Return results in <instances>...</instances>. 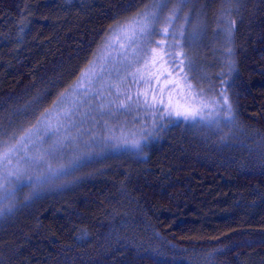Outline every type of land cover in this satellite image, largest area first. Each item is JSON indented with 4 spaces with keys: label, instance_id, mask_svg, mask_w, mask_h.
Wrapping results in <instances>:
<instances>
[{
    "label": "trees",
    "instance_id": "trees-1",
    "mask_svg": "<svg viewBox=\"0 0 264 264\" xmlns=\"http://www.w3.org/2000/svg\"><path fill=\"white\" fill-rule=\"evenodd\" d=\"M153 3L0 0V139L37 126L110 30ZM198 7L204 79L192 81L222 89L234 123L169 118L142 153H96L24 187L0 218V264H264V0L185 8Z\"/></svg>",
    "mask_w": 264,
    "mask_h": 264
},
{
    "label": "rangeland",
    "instance_id": "rangeland-1",
    "mask_svg": "<svg viewBox=\"0 0 264 264\" xmlns=\"http://www.w3.org/2000/svg\"><path fill=\"white\" fill-rule=\"evenodd\" d=\"M176 5V0H171L168 9L164 11L161 17V22L154 26L157 34L150 37L153 43L149 45V48L155 47L156 42H162L165 46L173 45L168 50L173 53L179 52L182 54L177 58L176 63L179 67H183L184 72L179 73L178 70L173 71L170 63L165 62L168 59L165 57V61L158 62L156 66H152L150 63L148 64L145 80H150V84H138L135 82L133 76L127 74H124L125 79L123 80H117L115 73L110 78L106 77V84L111 83L117 85L118 94L116 88L105 89L103 95H94L96 92L95 87L90 89L88 103L79 107V110L72 117L71 123L65 121L68 135V139L65 141L66 149L62 156L54 162L55 166L64 165L68 167L78 157L89 153V146L91 147V152L85 160L92 159L96 153H100L103 150L102 146L105 142L103 138L106 136H112L114 142H122L123 139H141L142 135L148 133L152 135L159 125L169 119L164 111L168 107L182 110L188 106L198 107L206 104L208 107L205 111H208L222 104V97L226 98L230 104L227 95L222 89L219 90L218 95L213 93L207 94L204 89L196 87L192 81L194 78L204 79V69H201V66L205 55L203 32L206 27V17L201 8L198 7L194 11L191 8H183L182 13H180L181 19L173 22L172 27L177 30L175 39L171 36L172 28H169L168 36L160 35L165 27H169L166 23V18L171 15V10ZM184 16H189L194 22L199 24L197 29L199 35L191 43L179 35L181 26L185 29V36H188L192 31V27L184 23ZM137 17L133 16L123 20L110 30L95 53L91 63L84 69L70 89L63 93L58 102L46 112L52 113V124H56V117L63 115L73 100L83 101L86 99L82 94V90L85 87H89V85L82 81V77L85 72L93 68V65L96 66L97 70L102 65L111 69L113 66L121 67L127 63V60H139L140 63L135 64L131 71L135 72L136 68L143 69L144 60H150V57H142L141 54L137 53L135 44L129 47L127 39V26ZM121 28L125 29V31L122 32ZM177 43L180 47H175ZM125 57H127V60H125ZM180 60H183V64H180ZM193 62V65H198L200 70L191 73L193 71ZM170 71H173V75L168 77L167 73ZM154 76L159 77V80L153 79L152 77ZM166 77L171 81V84L165 83ZM188 85H191V88ZM78 86H80L79 89ZM74 89L78 90L74 91ZM138 94L139 99L137 98ZM125 96H131L133 99L131 101L124 100ZM153 96L156 97L155 100H153ZM121 100H124L128 107L118 109ZM145 100H147V105L145 104ZM72 123L76 126L72 127ZM66 129H61V132L64 133ZM24 133L20 136L24 135ZM133 134L135 135L133 136ZM76 135L78 136L75 138ZM93 137L96 139L95 144L92 143ZM119 150L104 148L102 152L107 153ZM71 170L69 169V171ZM30 174L38 175L39 170L30 172Z\"/></svg>",
    "mask_w": 264,
    "mask_h": 264
},
{
    "label": "snow or ice",
    "instance_id": "snow-or-ice-1",
    "mask_svg": "<svg viewBox=\"0 0 264 264\" xmlns=\"http://www.w3.org/2000/svg\"><path fill=\"white\" fill-rule=\"evenodd\" d=\"M190 2L191 0H177L176 7L171 10V15L166 18V23L169 27H165L160 35L168 36L169 28H172L171 36L173 39L176 38L177 30L172 27L173 22L181 19L180 13H182L183 8ZM170 3L171 0H154L150 8L140 13L138 17L127 26L129 47L135 44L137 53L141 54L142 57H150V60H144L143 69L136 68V71L132 72L131 70L134 65L140 63V61L127 60V57H125L127 63L123 64L121 67L113 66L109 69L107 66L102 65L97 70L96 66L93 65V68L85 72L82 77V81L89 85V87H85L82 90V94L86 99L83 101L73 100L67 110L64 111L63 115H58L56 117L57 122L55 125L51 123L52 113H46L45 118L37 122V126L28 129L27 132L19 138H17L15 134L11 136L5 134L6 138L0 139V218L13 210L14 204L12 201H14L19 192L23 191L24 187H29L35 192L38 187L69 175V169L74 170L80 165L82 160L88 158L91 152L90 146L89 153L78 157L76 160L72 161L68 167L64 165L55 166L54 164L66 149L65 141L68 139V135L65 121L71 123L72 117L79 110V107L88 103L91 88H96L94 95H103L105 89L113 88L117 89L118 94L117 85L105 83L106 77L110 78L114 73L117 80L125 79L124 74H127L133 76L135 82L138 84H150V80H145L148 64L150 63L152 66H156L158 62L165 61V57L168 58L165 62L170 63L173 71L178 70L179 73L184 72L183 67H179L176 63L177 58L182 54L179 52L173 53L168 50L172 48L173 45L165 46L162 42H156L155 47L149 48V45L153 43L150 37L157 34L154 26L161 22V17L164 11L168 9ZM183 20L185 24L192 27V31L188 36H185V29L181 26L179 35L191 43L199 35L197 31L199 24L194 22L189 16H184ZM232 23L234 24L235 22L233 21ZM121 31L123 32L125 29L121 28ZM175 47H180V45L177 43ZM180 64H183V60H180ZM173 71L168 72L167 76H172ZM161 75H163V73H161ZM152 78L159 80V77L154 76ZM165 83L171 84V81L166 77ZM79 87L80 86H78V89ZM188 87L191 88V85H188ZM78 89H74V91ZM137 98L139 99V94ZM222 98L223 103L217 105L213 110L205 111L208 106L204 104L198 107L188 106L182 110L168 107L164 109V111L169 118L174 117L178 121H190L219 129L221 125L228 126L234 123L231 105L226 98ZM132 99L131 96H125L124 98V100L127 101H131ZM155 99L156 97L153 96V100ZM124 100L120 101L118 109L128 107ZM145 104L147 105V100H145ZM169 122H172L171 119ZM71 126L75 127L76 125L72 123ZM61 129H66V131L62 133ZM134 135L135 134H133V136ZM149 135L150 133L142 135L141 139H123L122 142H114L112 136H106L103 138L105 142L103 143L102 149H133L137 153H142L145 147L143 142L148 140ZM92 143H96L95 137H93ZM37 169L39 170L38 175L30 174V172ZM24 181H28L29 183L25 184Z\"/></svg>",
    "mask_w": 264,
    "mask_h": 264
}]
</instances>
